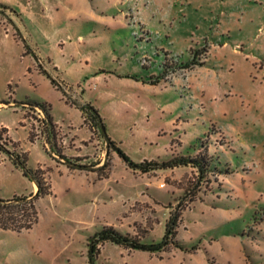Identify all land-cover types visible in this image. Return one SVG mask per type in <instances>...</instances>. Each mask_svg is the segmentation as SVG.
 Segmentation results:
<instances>
[{
  "label": "rangeland",
  "instance_id": "obj_1",
  "mask_svg": "<svg viewBox=\"0 0 264 264\" xmlns=\"http://www.w3.org/2000/svg\"><path fill=\"white\" fill-rule=\"evenodd\" d=\"M2 1L17 13L0 12V125L21 141L32 168L50 161L52 150L40 117L21 102L47 103L54 119L65 127L72 123L79 128L81 121L63 90L33 70L36 47L61 58L58 41L76 51L83 39L80 48L90 56L89 78L99 70L120 71L125 58L140 68L143 58L148 59L151 66L145 73L160 74L166 65L163 86L153 87L148 95L138 93L136 101L125 102L126 92L108 76L92 80V94L82 96L78 91L92 101L108 136L118 140L132 160L181 151L195 156L207 150L209 156L220 153L227 159L230 173L213 171L202 177L197 168L185 166L144 175L115 159L113 152L102 157L107 142L97 127L99 157L80 164L102 178L113 171L110 180L95 186L100 197L66 192L63 180L51 173L55 198L37 202L38 222L22 232L0 229V264H206L203 252L184 253L173 244L153 255L130 254L111 242L99 245L101 253L91 261L89 238L105 225L116 224L144 242L165 244L168 223L178 216L175 240L188 248L216 252L209 264H264L262 257L254 261L251 256L257 250L264 256V0H131L128 23L99 42L91 39V29L77 31L65 22L55 25L53 7L60 8L65 0ZM194 58L203 64L182 68ZM71 79L75 83L79 75ZM103 91L113 103L95 102ZM25 113L33 122L34 144ZM65 137L56 128L60 151ZM191 146L199 147L195 151ZM123 182L145 183L151 191L142 190V196L126 200L123 207L119 196ZM163 182L165 187H160ZM32 192V181L15 166L9 152L0 151V198Z\"/></svg>",
  "mask_w": 264,
  "mask_h": 264
},
{
  "label": "crops",
  "instance_id": "obj_2",
  "mask_svg": "<svg viewBox=\"0 0 264 264\" xmlns=\"http://www.w3.org/2000/svg\"><path fill=\"white\" fill-rule=\"evenodd\" d=\"M130 2L131 0H65V2L62 4V6H60V8H58L57 6L53 7V10L56 9L55 10L56 12L54 13V15H52V17H53L55 25H60L65 22L69 25L70 28L75 29L77 31L81 29L82 30L91 29L92 30L91 39H94V42L95 41L99 42L103 40L104 38H106L108 35H110L112 30L121 28L128 23L129 13L127 11V8L129 7ZM0 3L7 6L8 8V11L0 10V12H2L3 14L10 15L9 14L10 11H12L13 13H17L15 11V8L12 5H10L8 2L0 0ZM42 9H43V12H45L46 6L42 5ZM19 15L22 19V21L19 22V25L22 26V23L24 22V20L22 18V15L21 14ZM130 18L133 19V17L131 16ZM81 37L82 36H80V38ZM142 38L140 37V40ZM83 42H84L83 39H82V42H79V41L77 42L78 45L76 46V51H75L74 48H72L71 46L68 47L65 41H60V42L58 41L59 46L61 47L60 48L61 58L56 57V56L49 57L48 55H45L44 53H42V51H40V49L37 46L35 50V54H34L36 63L33 64V70L35 72H38L39 74L45 75L49 79L53 87L58 89V87L52 83V79H54L56 82H63L67 84L68 86L73 87L74 90L78 93V96L80 98L79 106L90 105L98 111V109L93 105L92 101L85 100L84 97H81V95H79L78 91L79 89L82 90V96L88 94V92L92 94L93 89H95V87L92 84V80L99 79L102 76H108L110 79L114 78L115 80H117V87L123 89L126 92L125 98L123 99L125 102H131V100L136 101L139 98L138 93H141V94L144 93L145 95H148L150 89H152L153 87L163 86L162 82L164 80H162L158 84H151L149 82L150 77L158 76L161 73L160 74L145 73L144 69L148 70L151 66L148 63V59L146 58H143V61L145 60V62L143 61L140 62L141 68L136 64L135 61L127 60L125 58L124 64L126 67L124 66V68H121L120 71H117V69L114 71L99 70V72H96L95 75L93 76L90 75L92 77L89 78L88 74H91L88 68V64L90 62V56L87 55L85 51L82 50V48H80L81 43ZM127 61H130L131 63H128ZM137 63L139 64V62ZM192 68H190V70ZM29 71L31 72L32 68H30ZM45 72H47L51 78H49V76ZM76 75H79V79H77L76 82L74 83L72 82L71 78ZM75 84H77V86H75ZM94 100L95 102L99 101L100 103H103V104L104 103L109 104V103H113L114 99L111 97L109 93H107L106 91H103L98 96V98ZM35 101H38V100H35ZM79 106H76L77 107L76 109L79 111L80 117H81L79 128L74 126L72 123H70V125L68 124L67 127H65L63 124L59 123V121H56L52 115L51 106H50V114H51L54 124L56 125V128L61 130L66 136L63 139L61 153L66 158L71 160L73 163L81 165L80 163H87L88 161L92 159L97 160L99 157V155H97L95 152L97 150L95 145L97 142H99V133H97L98 129L96 126V123L99 122V119H95V120L90 119V118L86 119L82 109ZM26 113L24 117V122L30 124L31 128H30L29 138L31 139V132H32L31 130L33 127V122L29 119V117H27ZM122 114H123V111H122ZM100 117L104 124V118L101 115ZM175 121H173L172 123H174ZM99 127L100 125H98V128ZM0 128L7 129V132H6L7 149H9L10 151H15L20 154H26L28 157V162H27L28 166L32 168L29 165V155H28L29 152H25V149L22 146L21 141L14 138V135L12 134V130L9 127H6L5 125H0ZM82 131H83V134H82ZM159 135H161V133ZM111 140L114 141L119 148H121V143L118 140H113V139ZM35 141L31 139L30 142L34 144L33 142ZM67 141H70L69 145H67ZM192 148H193L192 150L196 151L195 146ZM110 152L114 153L113 157L115 159L117 158L119 160H123L116 151L110 150ZM110 152H109V149L106 148L105 152L102 153V157H104V153L109 154ZM177 155L190 156V152L183 153L181 151ZM173 156L174 155L169 154V155H165L164 157H150V159L140 160L139 162L132 160L130 157L129 158L135 163H141L143 161H152V160L165 161V160H169ZM86 167L87 168H84V169L91 168L89 166H86ZM38 168L46 172L45 176L49 180L50 186H51V194L45 196L44 198H41L39 202L42 199L49 198L52 200L55 198L54 189L52 185L51 173L52 174L57 173V175L63 180L64 182L63 186L65 187L66 192L72 191L76 193H85V194H91V195L94 194L95 199L100 197V192H98V189H99L98 187L99 186L101 187V183L104 180H107V181L110 180L112 173H113V171H111L108 174L107 178H102L100 177L98 171L96 170H89V169L82 170V168L69 165L68 162H66L63 159H60V160L54 159L53 155L50 161L44 160L43 163H39L38 167L32 168V169H38ZM46 169H50V170L47 171ZM157 171H163V170H157ZM136 172H141V171H136ZM152 172H155V171H152ZM152 172L143 173V174L147 175ZM81 180H85V181L82 182ZM79 181H81L80 184H79ZM32 184H33V192L31 194H35L38 191V185L34 181H32ZM96 185L98 186L97 188L95 187ZM122 185H123L122 191L120 192L119 196H121L123 207H125L124 203L126 200L133 199L137 194L142 196L143 195L142 190L143 191L146 190L149 192L151 191L150 188L145 187L146 186L145 183L123 182ZM97 192L99 194H97ZM154 195H156L157 197H163V195H158L156 193ZM147 199L151 200V196L147 195ZM218 199L220 201L222 200L220 196H218ZM103 201L106 202L105 200ZM216 208H219V206ZM124 212L125 210H122L120 215ZM105 226H109V225H105ZM112 226L118 231L124 233V231L121 230L116 224H113ZM228 237L236 238V236H230V235ZM179 243L183 246V248L176 247V249H179L184 253L193 254L191 250H195L196 253L203 252L202 257L204 256L206 257L205 258L206 264H209V261H212V256L214 253H216L213 250L209 251L208 249L203 251L202 249H199V248H193V249L188 248L187 246H185L184 243L182 242H179ZM136 251H139V250H133V251H130L129 253L134 254ZM257 251H252L253 253L251 255L252 259L254 261H258L260 259L259 257H262L264 259V256L261 253H260L261 255L257 254ZM143 252H148V251H143ZM164 252L165 250L158 251V252H148V253L157 255V254H161ZM188 261H191V260L189 259Z\"/></svg>",
  "mask_w": 264,
  "mask_h": 264
},
{
  "label": "trees",
  "instance_id": "obj_3",
  "mask_svg": "<svg viewBox=\"0 0 264 264\" xmlns=\"http://www.w3.org/2000/svg\"><path fill=\"white\" fill-rule=\"evenodd\" d=\"M7 8V6L0 3V10L2 8ZM202 65L203 63H198L196 59H192L188 64H185V69H190L195 65ZM49 78L50 75L45 72ZM167 78L166 74V65L162 68V73L158 76H152L149 78V82L151 84H158L162 80ZM52 83L57 86V82L52 79ZM23 108L25 110L34 111L35 108H40L44 111L46 115L45 125L43 126V131L47 135V144H51V150L54 153H57L60 159L65 160L66 162H72L68 158H66L59 149L56 148V125L53 122V119L50 114V106L46 103H42L35 100H27L21 102ZM86 119H99V122L96 123V126L103 124L102 119L96 109H94L90 105L79 106ZM105 126V125H104ZM7 129L0 128V151L5 150L9 152L10 159L13 161L16 167H19L23 175L29 178L31 181H34L38 185V191L35 194L31 195H22V196H14L9 199L0 198V229L1 230H11L16 232H22L23 230L31 229L39 219V211L37 208V202L44 198L47 195L51 194V186L50 182L45 176L46 172L40 168L32 169L28 166V157L26 154H20L15 151H10L7 149V138L3 140V134L6 135ZM32 137V136H31ZM196 150L198 149L195 146ZM201 147H204L203 142H201ZM110 150L116 151L119 156L128 164V166L135 170L141 171L143 173H148L157 170H166V169H174L176 167H185L192 166L197 168L202 177L209 175L213 171H217L218 173H230V164L227 159L221 157V154L209 156L207 150L204 152H198L195 156H183V155H175L169 160L165 161H143L141 163H135L132 161L129 156L119 148L114 141L111 140L109 144V152ZM108 162L105 164V167H108ZM223 168H219V167ZM179 216L172 217L168 223L167 242L165 244L162 243H153V242H144L137 235H133L130 233H122L115 229L113 226H104L101 231L96 233L94 236L89 238V253L91 256V261H94L98 255H100L101 251L98 248L99 245H103L107 242H111L117 245H121L126 249L133 251H148V252H158L165 250L170 244L175 245V247L183 248V246L175 240V237L178 234L179 227ZM172 236V239L170 236Z\"/></svg>",
  "mask_w": 264,
  "mask_h": 264
},
{
  "label": "built area",
  "instance_id": "obj_4",
  "mask_svg": "<svg viewBox=\"0 0 264 264\" xmlns=\"http://www.w3.org/2000/svg\"><path fill=\"white\" fill-rule=\"evenodd\" d=\"M57 87L60 88L61 90H63L64 94L66 95L67 100L74 104V105H80V98L78 96V93L72 89V87L68 86L67 84L63 83V82H57ZM33 113H36L39 117H40V122L42 123V126L45 125V120H46V115L44 113L43 110H41L40 108H35L34 111H32ZM53 156H56V153L52 152ZM58 157V156H56ZM59 158V157H58ZM166 183L163 182L160 184V187H165Z\"/></svg>",
  "mask_w": 264,
  "mask_h": 264
},
{
  "label": "water",
  "instance_id": "obj_5",
  "mask_svg": "<svg viewBox=\"0 0 264 264\" xmlns=\"http://www.w3.org/2000/svg\"><path fill=\"white\" fill-rule=\"evenodd\" d=\"M99 129L101 131L102 136L106 140V142H107V148L109 149V144L111 142V139H110V137L107 134V130H106L104 124H100ZM68 164L71 165V166H75V167H78V168H82V169L87 168L86 166L78 165V164H75L73 162H68Z\"/></svg>",
  "mask_w": 264,
  "mask_h": 264
}]
</instances>
